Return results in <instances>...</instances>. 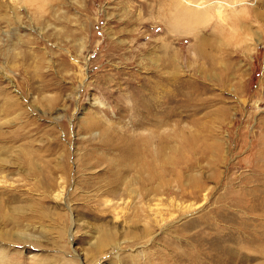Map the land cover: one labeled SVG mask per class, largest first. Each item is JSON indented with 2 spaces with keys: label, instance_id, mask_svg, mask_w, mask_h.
Here are the masks:
<instances>
[{
  "label": "rangeland",
  "instance_id": "rangeland-1",
  "mask_svg": "<svg viewBox=\"0 0 264 264\" xmlns=\"http://www.w3.org/2000/svg\"><path fill=\"white\" fill-rule=\"evenodd\" d=\"M184 1L0 0V264H172L179 237L264 264V0ZM154 133L157 176L125 173Z\"/></svg>",
  "mask_w": 264,
  "mask_h": 264
},
{
  "label": "bare ground",
  "instance_id": "bare-ground-1",
  "mask_svg": "<svg viewBox=\"0 0 264 264\" xmlns=\"http://www.w3.org/2000/svg\"><path fill=\"white\" fill-rule=\"evenodd\" d=\"M186 1H184V2H186ZM192 1H194V0H192ZM187 2H188V6L187 5L186 6L188 8L189 7L195 8V12L189 13V12H187L188 10L186 9L183 11L184 12L183 17L185 16V17H188L190 19L191 18L195 19L194 18L195 16H199V15L203 14V13H200V12H202V10L200 8L206 7L205 6L206 4H202V3L206 2V0H195L194 3H191L189 1H187ZM196 2H198L197 6H196ZM196 9H200L199 10L200 12H196ZM167 91L170 92V89L167 88ZM166 96H168V95H166ZM170 100H172V99H170ZM170 100L167 99V101L164 102L167 105L166 114H165V118L167 119L166 120L167 124H171V119H172L173 113H174L173 108L170 106ZM92 102L94 105L105 106V103L100 99V97H94ZM154 112H155V110H154ZM155 113H154V118L158 115V113H157V115H155ZM101 121H104L103 118ZM107 122H108V124L110 123V121H107ZM111 128H112V125H107L106 130L108 131L109 136L111 135ZM154 135H157V133H154ZM159 136L160 135L151 136V137L149 136L145 139H142V138L140 139V138H137V136L133 135V136H131L132 138L128 137L126 139L125 143L119 147V151L123 155V158H124L121 166L125 168V173H129L131 171H134V172L137 171L138 175L147 174V176H150L151 178L157 176L156 169H157V165H159L158 158L162 154V152H164V151H166V153L169 152L168 151V150H170V143L169 142L173 138V134H169L165 138L161 137L160 139H158V144H156V145H154V144L150 145L151 141L153 142L154 139L159 137ZM106 146H109V147L113 146V142L108 139ZM148 156L151 157L149 160L147 159ZM163 162L168 164V167H165V168L170 169L171 167H173V164H172L173 163V157L167 156ZM0 170H2L1 165H0ZM1 181L2 180H0V182ZM123 182H124V180H123ZM125 182H126L125 184H127V182H128L127 175H125ZM117 188H118L117 184H112L111 189L106 190V191L109 195H113L116 192ZM132 189H133V186H132V188H129V186H128L127 190H125V191H127L126 193H128V194H133ZM117 193H118V191H117ZM117 193H115V195ZM105 202L108 205H110L113 208V210L117 211V207L119 206V204H125V206H126L128 203V200L126 198L123 199L122 196H119L117 200L113 199V198H107L105 200ZM103 235L105 236L106 239L103 241L100 239L99 243L96 244V247L99 250H101V248L106 246L108 242H109V244H111L112 239H113L111 231L110 232L109 231L104 232ZM261 235H263V234H261ZM17 236H19L22 239H27V240H31L32 238H34L33 236H31V234H28L25 232H20L19 235H17ZM34 240H35V238H34ZM251 240H253V238ZM225 241L227 242L228 240H225L224 238L223 239H214V238H207L206 237V238H202V239H193L191 237L190 238L189 237L188 238H180L179 237V238H176L175 240H169V241L165 242V246L167 248H171V249H169L170 250L169 252H163L162 259H163V262H165V263H166V261H169V262L173 261L172 264H229V260L227 258H228V255L230 253L223 251V250L230 249L231 246L225 245ZM210 247H214L215 250H213ZM235 248H237L239 251H241L247 247H243V245H241L240 243H237V246H235ZM246 256H247L246 258L251 259L250 255H246ZM91 261H93V260H91Z\"/></svg>",
  "mask_w": 264,
  "mask_h": 264
},
{
  "label": "built area",
  "instance_id": "built-area-1",
  "mask_svg": "<svg viewBox=\"0 0 264 264\" xmlns=\"http://www.w3.org/2000/svg\"><path fill=\"white\" fill-rule=\"evenodd\" d=\"M263 47H264V45H263Z\"/></svg>",
  "mask_w": 264,
  "mask_h": 264
}]
</instances>
